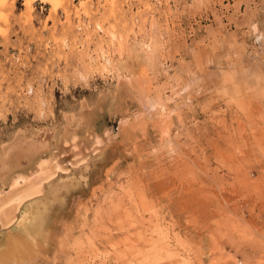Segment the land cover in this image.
Instances as JSON below:
<instances>
[{
    "label": "rangeland",
    "instance_id": "obj_1",
    "mask_svg": "<svg viewBox=\"0 0 264 264\" xmlns=\"http://www.w3.org/2000/svg\"><path fill=\"white\" fill-rule=\"evenodd\" d=\"M27 1L0 24V264H264V0Z\"/></svg>",
    "mask_w": 264,
    "mask_h": 264
},
{
    "label": "bare ground",
    "instance_id": "obj_2",
    "mask_svg": "<svg viewBox=\"0 0 264 264\" xmlns=\"http://www.w3.org/2000/svg\"><path fill=\"white\" fill-rule=\"evenodd\" d=\"M9 1L10 0H0V24H2V21L1 20H4V21H7V16H6V14H4V10L8 7V4H9ZM27 1V0H26ZM45 1H48V2H50L53 6V9L54 8H56L60 3H61V0H45ZM27 4H28V1L26 2ZM9 10V9H8ZM42 178V177H41ZM24 179V178H23ZM43 179V178H42ZM36 181V180H35ZM40 182H41V180H40ZM39 182V183H40ZM25 183V182H24ZM30 183V182H29ZM38 184V183H37ZM14 185V184H13ZM26 185V184H25ZM29 185V184H28ZM30 186V185H29ZM37 187H40V184H39V186L38 185H36ZM25 187V186H24ZM33 186L31 185V188H32ZM36 187V188H37ZM22 189H23V187H21ZM21 188H19V186H18V189H21ZM26 188V187H25ZM34 188V187H33ZM28 190V189H27ZM38 190H39V188H38ZM16 191V190H15ZM20 193H22L21 192V190H18ZM25 191V189L23 190V192ZM41 191V190H40ZM19 192H16V193H18L19 194ZM14 194L15 193H13V197H15L14 196ZM10 195V194H9ZM38 195V194H37ZM8 197V196H7ZM12 197V198H13ZM3 198V197H2ZM5 198V197H4ZM8 199V198H7ZM11 199V198H10ZM9 199V200H10ZM17 199V198H16ZM7 201V200H6ZM4 202V201H3ZM11 207V206H10ZM6 216V215H5ZM7 219V218H6ZM4 222V221H3Z\"/></svg>",
    "mask_w": 264,
    "mask_h": 264
}]
</instances>
